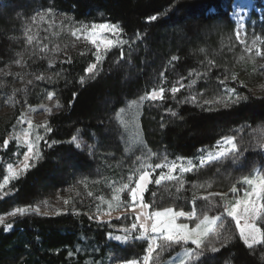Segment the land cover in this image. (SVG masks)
I'll return each instance as SVG.
<instances>
[{"label": "trees", "instance_id": "1", "mask_svg": "<svg viewBox=\"0 0 264 264\" xmlns=\"http://www.w3.org/2000/svg\"><path fill=\"white\" fill-rule=\"evenodd\" d=\"M13 1L19 0H5L4 4ZM222 1L31 0L17 10L0 5V66L13 64L16 69L7 77L10 83L6 88L0 83V92L12 101L11 118L0 125V158L19 144L16 137L22 130L23 105L40 104L48 92L54 93L60 105L43 123L29 129L34 140L44 137L38 142L41 157L0 193V215L54 195H61L67 207L65 213L55 215L32 212L18 216L10 221L13 229L9 232L0 228V264H106L110 254H118L122 260L143 255L146 241L124 246L106 240L111 228L127 226L130 216L106 226L109 223L97 224L94 215L109 210L115 190L129 183L130 176L136 179L142 165L154 166L165 157L168 161L195 159L200 149L212 148L224 136L235 137L243 153L238 161L229 157L195 172L181 175L175 171L177 180L162 181L159 186L154 183L160 175L157 169L144 199L150 207L155 204L186 212L195 208L197 213L202 208L209 216L224 217L225 232L232 240L217 252L204 251L198 264H264V246L248 249L243 244L235 221L219 208L218 196L212 202L215 207L203 199L193 201L194 196L237 187L242 173L264 159L263 149L257 147L264 143V95L251 91L253 86L260 87L261 81L258 83L256 73L225 80L232 58L227 51L229 43L224 40L220 46L219 38L229 34L231 43L236 42L233 24L219 8ZM33 7L64 12L80 29L92 23H119L124 32L121 39L129 43L112 49L94 76L85 71L96 63V48L88 39H75L74 48L63 50L61 59L50 61L37 43L48 37L56 39L58 33L47 32L42 23L38 29L29 24V30L26 21ZM211 7L215 13L209 11ZM152 16L157 19L152 21ZM108 37L115 39L112 34ZM172 56L178 59L172 61ZM193 72L200 73L199 77L190 75ZM37 76L45 79L37 80ZM178 82L185 87L173 98L171 88H179ZM161 86L166 89L163 100L141 101ZM226 87L248 100L230 108L215 104V110H206L203 101L214 100ZM191 95L203 106L180 103ZM46 126L52 131L47 132ZM74 135L80 149L68 143ZM5 140L9 141L7 147ZM52 141L57 143L49 147ZM120 199L121 206L113 211L128 207L127 190L120 193Z\"/></svg>", "mask_w": 264, "mask_h": 264}, {"label": "snow or ice", "instance_id": "2", "mask_svg": "<svg viewBox=\"0 0 264 264\" xmlns=\"http://www.w3.org/2000/svg\"><path fill=\"white\" fill-rule=\"evenodd\" d=\"M245 10L243 8H237L232 15H235L237 18V28L235 31V37L238 44L242 45L245 50L249 53H252L255 49V54L257 56H264V49L256 47V40L252 41V44H248L247 33L242 32L244 27L242 20V13ZM214 12V10H210ZM43 19V16H41ZM156 16H152L151 20H156ZM80 31H84L86 39L95 45V52L93 56L95 57L96 63L89 64L85 71L94 76L96 71L99 68V65L103 63L105 56L117 46L121 48L124 45H127L129 41L121 39L124 32L119 23H92L91 25H82ZM76 34L75 32L73 33ZM108 34L115 36V39L109 38ZM32 37H29L31 41ZM257 39H259L257 37ZM46 48V46H45ZM124 53L121 52V59H123ZM178 58L172 56L171 60L176 61ZM20 63V61H17ZM211 67V62H209ZM210 70V68H209ZM163 75V74H162ZM190 75H195L199 77L200 73L193 72ZM235 79V75L232 77ZM37 80H44V76H37ZM51 80V78H48ZM83 78H81V83H83ZM179 83V88L173 86L171 88V93L173 98L175 94L179 92L185 85L182 82ZM196 81H192V84H195ZM221 83H224L223 81ZM191 87V85H189ZM166 89L161 86L158 90L154 89L150 93L142 96L141 101H152L164 99V93ZM226 96L219 97L215 100H204L203 105H207L208 111H213L214 105L219 104L224 108H230L233 105H239L243 101H247V96H242L237 94L236 89L234 88H225ZM76 93H73L75 98ZM54 97L53 92H48V98L52 99ZM234 97V99H233ZM180 103H191L196 104L197 106H203L199 103L196 95H191L186 97ZM59 107V103L56 105ZM50 111V109H49ZM172 116H176V112H171ZM32 125L29 121V129ZM161 127H164L162 124ZM46 131L51 132L52 129L50 126H46ZM27 137L28 132L24 133ZM18 139V138H17ZM44 140L42 136H36L35 141L25 140L24 143L27 146V151L24 153V162L23 168L18 171L12 170V166L9 165L10 175L4 177V182L8 183L9 180L19 179L21 176L25 175L31 167H34V164H31V160H39L41 157V150L38 148V142ZM77 137L74 135L71 141L68 143L74 144L76 149H80L82 145L77 143ZM57 142L52 141L49 144V147H52ZM9 144L8 140L4 141L5 147ZM258 148L264 149V143L257 145ZM215 151H209L206 154L204 149L199 150L202 154L199 157V164H195L192 159L187 160V166H185L183 157H176L175 160L168 161L165 157L163 163H157L154 166L151 164L142 165L139 171V178L134 179L132 176L129 177V183L122 184L119 189H116V194L113 195L112 200L108 202V211L104 215L108 216V221H103L100 215H97L95 219L100 223H109L111 221V213L114 209H118L121 206L120 193H123L127 190L128 196L131 198L132 203L136 208V216L132 224L128 227H122L118 231L122 234L113 235L111 232L108 233L109 240H115L121 244H127L129 241L141 240L147 242V248L145 249L146 254L142 257L143 264H154V253H162L171 249L173 246H181L183 249V255L186 257L185 260L181 261V264H198V261L203 256V250L206 247H210L213 241H210L208 238L210 235L215 234L217 239L220 237L221 232L215 229V225L222 219L221 216H209L207 211H204L203 218L197 215L196 209L193 208L192 211L186 212L183 210H174L172 207L157 208L155 204L151 207L149 204L144 203V193L146 192L148 185L153 183L151 176L155 170H160V175L157 176L154 180V183L159 186L162 181H173L177 180L178 177L173 175L174 171H179L182 175L184 173H191L197 171L198 168L203 167L207 164H210L215 161H219L225 158L231 157L233 161H238L239 158L243 155L237 147V144L234 141L232 136H224L222 139L216 141ZM179 161V163L177 162ZM167 168V172L163 169ZM151 169V171H149ZM242 183L247 185L248 188L243 189V196L235 198L234 201L228 200V193H210L203 197H193V201L196 199H203L204 201L209 202L213 207L217 206L213 204V199L216 196H219L223 201V210L228 217H231L236 223V229L239 232V238L243 244L248 248L252 249L256 246H264V226H259L264 224V177L249 178L248 176H243L241 178ZM180 187L184 186V182L180 179ZM135 186H132V184ZM4 184H0V189H3ZM195 187V185H194ZM203 187V185H201ZM250 189V190H249ZM230 193L236 194L238 189L236 186H233L230 190ZM155 195V194H153ZM99 212V208L97 209ZM39 213L38 208L31 207H21L16 208L14 211L10 212L11 216H24L28 213ZM47 215V214H45ZM121 217L117 216L116 219L119 220ZM180 218L187 220H193L195 218V226L190 227L189 223L178 222ZM90 220L93 217H89ZM4 220L0 217V224H3ZM111 226V225H110ZM13 225L9 224L5 228V232L10 230ZM221 225V229H223ZM138 233V235H137ZM232 240L231 235L224 236V242L227 244ZM192 245L194 247H189ZM211 252H217L219 249L215 247H210ZM158 258V257H157ZM123 264H140V261L136 259H129L124 261Z\"/></svg>", "mask_w": 264, "mask_h": 264}, {"label": "rangeland", "instance_id": "3", "mask_svg": "<svg viewBox=\"0 0 264 264\" xmlns=\"http://www.w3.org/2000/svg\"><path fill=\"white\" fill-rule=\"evenodd\" d=\"M0 5L13 7L15 10H17L21 5H24V3H31V0H19V1H13L10 4H4L5 0H0ZM247 0H226L222 5L223 9L228 12V17L232 21L234 25L233 34L234 39L236 42L231 43V36L227 34V37H224V34L219 38V44L222 46L220 42H223L224 40L227 41L229 44L227 45V51L229 52L228 55L230 58H232L231 62L227 65L228 66V72L229 77H226L225 80L233 79V75H235V78H241V77H253L256 73V77H258V83L260 87L253 86L251 91L256 92L258 90L259 95H264V56H257L255 54V49L252 53H249L245 50V48L238 44L235 37V31L237 28V18L235 15H232L234 11L237 8H243L245 11L242 13L243 20L242 23L244 25L242 32L247 33L248 38V44L251 45L253 40H256V47L264 49V6L261 4V0H253L254 4H252L250 7H248V4L246 3ZM249 1V0H248ZM0 15H3V12L0 11ZM41 16H43V19H41ZM185 20H189L188 17H185ZM25 20H23L24 22ZM27 26L30 30V25H33V28L38 29L40 28V24H44L45 29H47V32L51 33H58V37L56 39H52V37H48L45 41H39L38 40V47L40 51L46 56L47 59L50 61H55L58 59H61L60 53L65 49H71L75 46V39L77 41L86 39L82 31H80V28L78 25L73 23L70 18H68V15L64 12L52 10V9H45V8H39V7H33V9L28 14L27 19ZM30 24V25H29ZM52 26V27H49ZM53 26H57L54 28ZM208 28H210L208 26ZM214 29H216L214 27ZM25 29L23 28V31ZM22 32V31H21ZM27 32V31H26ZM76 33L75 35L73 33ZM257 37L259 39H257ZM238 45V46H237ZM46 46V48H45ZM91 47L95 48V45L91 43ZM63 60V58H62ZM16 69L13 64L7 65V66H0V83L2 82V86H8L10 83V80L7 79L8 76L12 72H14ZM6 88V87H4ZM227 93H220L218 92V97L215 99L226 96ZM214 99V100H215ZM58 104L57 98L54 96L52 99L48 98V95L43 99V101L34 106L29 105H23L20 110V118L22 119V130L18 133L16 139L18 138L17 142L19 144L17 147L14 148V150L11 153L3 155V157L0 158V184H4L3 189H0V193H2L4 190L7 189V187L10 185L11 182L17 180H9L8 183L4 182V177L6 175H10L9 173V165L12 166V170L18 171L19 169L23 168V162H24V153L28 150L26 144L24 143L25 140L28 141H35L30 134L29 130V121L31 122V125L43 123L49 115L52 113L58 111L59 107L56 105ZM219 105V104H218ZM12 101L11 98L8 95H4L2 92H0V125H4L8 123V121L11 118V107ZM222 106V105H221ZM50 109V111H49ZM28 132L27 137H25L24 133ZM234 141L237 142L235 137ZM237 144V143H236ZM216 143L213 145L212 148L206 149L204 148L205 153L209 151H215ZM38 148L40 149L39 143L37 144ZM201 150V149H200ZM202 153L198 151L195 159H192L195 164H199V157ZM262 156L264 158V149L262 151ZM226 159V158H225ZM37 162V160H31V164H34ZM179 163V161H177ZM163 163V162H162ZM185 166H187V160H184ZM236 164V163H235ZM208 165V164H207ZM32 168V167H31ZM151 171V170H150ZM163 171L167 172V168L163 169ZM178 171V170H177ZM160 172V170H159ZM175 172V171H174ZM154 173V172H153ZM243 176H248L249 178H257V177H264V159L260 163V165H254L250 172L243 174L240 177V179ZM139 176L136 178L138 179ZM219 184L213 185L218 186ZM135 186V184H133ZM209 185H206V188H208ZM248 188L247 185L242 183V180H240L239 185L237 186L238 192L234 195L230 193V189L220 192L215 191L212 193H228V200L234 201L235 198L242 197L243 196V189ZM250 190V189H249ZM145 196V195H144ZM218 199L221 200V198L218 196ZM144 203L145 199H144ZM31 208H38L39 213L38 214H47V215H55L59 213H65L67 211V207H65V200L61 195H54L50 198H45L43 200L38 201L34 205L31 206ZM223 210V201L221 200L220 207ZM16 209V208H15ZM15 209L10 210V212L14 211ZM200 213H197L200 218H203V209L200 208ZM108 211V210H107ZM102 211L94 215V218L97 215H100L103 221H108V216L104 215L105 212ZM192 211V210H191ZM224 211V210H223ZM6 213L4 215H0V217L3 218L4 223L0 224V228L5 232V228L7 225L11 224L10 221L14 218L20 216H11L9 213ZM226 215V213H224ZM111 221L117 220L116 217L120 216L121 218L118 220L120 222H124L129 216L130 220L127 226H121V227H112L111 233L113 235L116 234H122L118 230L122 227H128L132 224L133 220L136 216V208L135 205L132 203L131 198L129 197L128 207L124 210L120 211H112L111 213ZM220 216V215H216ZM211 217V216H210ZM224 217L222 216V219L217 222V224L214 226L217 231L221 232L220 237L217 239L215 234H212L209 236V240L213 241V243L210 245V247H215L219 249L221 246L224 245V236L228 235L226 231V224L223 223ZM110 221V222H111ZM95 222L100 225H105V223H100L95 219ZM178 222L183 223H189L190 227L195 226V218L193 220H187L184 218H180ZM12 225V224H11ZM221 225H223V229H221ZM110 226V225H106ZM13 227L8 230L7 232L11 231ZM138 235V233H137ZM106 240L109 242H116L115 240H109L108 234L106 235ZM139 242L141 240H131L127 244H121L124 246H127L130 243L133 242ZM189 247H194L192 245H188ZM210 247H206L204 251H208L210 253H213L210 251ZM94 253H97L99 251V248L95 247ZM93 252V251H91ZM146 254V252L135 258L136 260L140 261V264H143L142 257ZM154 264H181L182 260H185L186 257L183 255V249L181 246H173L171 249L164 251L162 253H154ZM158 257V258H157ZM124 261L119 258L118 254L111 255L107 259L106 264H123Z\"/></svg>", "mask_w": 264, "mask_h": 264}, {"label": "bare ground", "instance_id": "4", "mask_svg": "<svg viewBox=\"0 0 264 264\" xmlns=\"http://www.w3.org/2000/svg\"><path fill=\"white\" fill-rule=\"evenodd\" d=\"M246 3L248 4V7H250L252 4H254L253 0H249V1L247 0ZM261 4L264 6V0H261Z\"/></svg>", "mask_w": 264, "mask_h": 264}]
</instances>
